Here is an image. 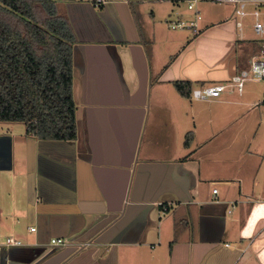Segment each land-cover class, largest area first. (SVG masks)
Wrapping results in <instances>:
<instances>
[{
  "label": "crops",
  "instance_id": "0c3cea01",
  "mask_svg": "<svg viewBox=\"0 0 264 264\" xmlns=\"http://www.w3.org/2000/svg\"><path fill=\"white\" fill-rule=\"evenodd\" d=\"M56 1L77 39L76 135L0 126V264H264V82L204 101L174 85L228 81L260 55L264 0L243 17L205 0L196 31L169 27L194 19L184 2Z\"/></svg>",
  "mask_w": 264,
  "mask_h": 264
},
{
  "label": "trees",
  "instance_id": "16d2710c",
  "mask_svg": "<svg viewBox=\"0 0 264 264\" xmlns=\"http://www.w3.org/2000/svg\"><path fill=\"white\" fill-rule=\"evenodd\" d=\"M76 41L56 0H0V122L23 123L25 135L42 140L75 138L72 46ZM174 85L187 97L192 83Z\"/></svg>",
  "mask_w": 264,
  "mask_h": 264
},
{
  "label": "built area",
  "instance_id": "2783aa9c",
  "mask_svg": "<svg viewBox=\"0 0 264 264\" xmlns=\"http://www.w3.org/2000/svg\"><path fill=\"white\" fill-rule=\"evenodd\" d=\"M104 0H93V2L98 5L102 3ZM205 0H185L184 3L186 5L187 10L194 12V19L190 22H171L169 27L171 29L176 28H187L193 31L197 30L196 22L200 19L199 12L197 10V6L199 3ZM219 2H229L235 5L234 14L238 17H243L247 14L246 6L249 0H212ZM256 7H259V4H256ZM252 15L255 19L254 30L256 33L262 32V24L259 21V10L254 9L252 11ZM247 80H258L264 82V53H261L257 57H253L248 64V67L238 71L236 75H234L230 80L215 84L204 85L200 87H196L191 89L190 98L194 100H209L213 98H218L224 91L229 90L232 92L235 90L240 93L242 91L243 85ZM213 193H216V189H213ZM29 231H34L33 227L27 228ZM6 243L8 245H18V241H14L13 239H6ZM70 239L67 238H53L50 239L48 245L50 247H65L70 245ZM85 244V243H84Z\"/></svg>",
  "mask_w": 264,
  "mask_h": 264
},
{
  "label": "rangeland",
  "instance_id": "374dc122",
  "mask_svg": "<svg viewBox=\"0 0 264 264\" xmlns=\"http://www.w3.org/2000/svg\"><path fill=\"white\" fill-rule=\"evenodd\" d=\"M182 7V5H181ZM186 7V6H185ZM177 30L182 31V30H187V28H177ZM0 126L2 127L3 130L9 131L13 134V136H18L21 134L25 133V127L23 123H14V122H0ZM28 235H33V234H28Z\"/></svg>",
  "mask_w": 264,
  "mask_h": 264
},
{
  "label": "water",
  "instance_id": "95a60500",
  "mask_svg": "<svg viewBox=\"0 0 264 264\" xmlns=\"http://www.w3.org/2000/svg\"><path fill=\"white\" fill-rule=\"evenodd\" d=\"M43 248H45V247H43ZM46 249V248H45Z\"/></svg>",
  "mask_w": 264,
  "mask_h": 264
}]
</instances>
